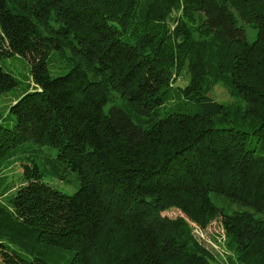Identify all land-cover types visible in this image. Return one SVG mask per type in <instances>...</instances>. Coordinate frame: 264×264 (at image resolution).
Returning a JSON list of instances; mask_svg holds the SVG:
<instances>
[{
	"label": "trees",
	"instance_id": "trees-1",
	"mask_svg": "<svg viewBox=\"0 0 264 264\" xmlns=\"http://www.w3.org/2000/svg\"><path fill=\"white\" fill-rule=\"evenodd\" d=\"M23 89L0 180L49 146L77 188L22 160L0 264H220L194 236L211 222L228 264H264V0H0V94Z\"/></svg>",
	"mask_w": 264,
	"mask_h": 264
},
{
	"label": "rangeland",
	"instance_id": "rangeland-1",
	"mask_svg": "<svg viewBox=\"0 0 264 264\" xmlns=\"http://www.w3.org/2000/svg\"><path fill=\"white\" fill-rule=\"evenodd\" d=\"M15 74L20 78L21 84H25L24 75L25 70L23 67H17L15 69ZM186 82L184 77H181L180 81L177 83L184 84ZM219 92L217 94L218 99L228 101L230 99L229 93L223 87H219ZM20 93H17V92ZM14 90L8 93L0 94V109L6 111L8 106L17 99L18 95H21L25 90ZM34 158L36 162L41 167V177L56 185L59 188L69 190L74 192L77 188L75 180L72 176H67L68 180L57 176L58 173L63 174L64 167L58 161L57 150L53 147H39V146H29L22 148L12 156L11 160L8 161L1 170L4 177L0 180V191L2 187L7 183L13 187V191L16 187H19L23 182H28V178L22 175L23 164L22 160H27ZM34 162V161H33ZM39 176V180L41 179ZM70 180V181H69ZM69 181V182H68ZM6 183V184H4ZM11 193V192H9ZM170 215H177L176 210H171L168 212ZM195 238L200 245L212 256L213 260L220 264H228L229 257L232 256L231 249L227 246L228 237L223 232V230L215 222H211L208 226L204 228L195 226Z\"/></svg>",
	"mask_w": 264,
	"mask_h": 264
}]
</instances>
